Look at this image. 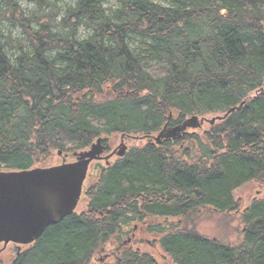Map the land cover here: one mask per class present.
<instances>
[{
    "label": "trees",
    "instance_id": "16d2710c",
    "mask_svg": "<svg viewBox=\"0 0 264 264\" xmlns=\"http://www.w3.org/2000/svg\"><path fill=\"white\" fill-rule=\"evenodd\" d=\"M1 1L25 42L10 57L0 35V171L31 170L103 137L148 139L245 102L202 134L133 148L102 168L81 215L48 226L12 264H93L132 225L170 264H264V0H71L60 18ZM29 1L54 9L60 0ZM252 184L263 196L243 210L238 243L191 225L200 210L234 217L235 191ZM115 253L111 264H155Z\"/></svg>",
    "mask_w": 264,
    "mask_h": 264
},
{
    "label": "water",
    "instance_id": "95a60500",
    "mask_svg": "<svg viewBox=\"0 0 264 264\" xmlns=\"http://www.w3.org/2000/svg\"><path fill=\"white\" fill-rule=\"evenodd\" d=\"M239 107L211 120L192 116L179 126L168 129L165 125L155 141L180 138L187 129L200 128L205 122L213 125ZM102 142L103 139H97L87 151L76 154L72 163L63 161L59 166L19 172L0 171V243L31 245L48 226L70 216L80 200L90 163L106 150ZM125 150L126 147L120 145L116 155L122 156ZM61 155L58 152V156Z\"/></svg>",
    "mask_w": 264,
    "mask_h": 264
},
{
    "label": "rangeland",
    "instance_id": "374dc122",
    "mask_svg": "<svg viewBox=\"0 0 264 264\" xmlns=\"http://www.w3.org/2000/svg\"><path fill=\"white\" fill-rule=\"evenodd\" d=\"M22 10V12L25 14L26 17H30L34 14L35 17L43 16L46 13H57L58 18H60L64 11L66 10V7H71L74 5V3L71 0H60L59 2L55 3L54 9L51 7H47L45 9L38 8L34 3L30 2L29 0H15ZM153 1L160 5H167L166 1L164 0H149ZM53 6V5H52ZM104 7L108 12L113 11L117 8V4L113 1L107 2ZM30 27L34 30H37V26L35 23L30 24ZM88 33L81 29L79 30V35L81 38H84ZM0 35L3 36L5 41L8 43L6 46V51L10 57H13L17 54L16 48L20 46L23 42H25V34L20 27V25L15 22L11 16V13L6 11V7L3 5V2L0 0ZM216 117V116H214ZM211 115L205 116V117H198V119L205 118L207 120H211L214 118ZM217 122V121H216ZM210 125L205 122L202 124L200 128L197 129H187L186 133H200L206 129H208ZM155 137V136H154ZM132 142L128 144L129 148H135L139 149L143 147L146 143L144 139L135 137L131 138ZM110 144L113 148H116L120 143V135H114L109 137ZM147 144V143H146ZM116 158H112L110 160V163H113ZM75 157L73 154H66L58 156L56 154H53L50 158L43 161L39 165H37L35 168H50L59 166L65 161L66 163L74 162ZM104 162H94L90 165L88 169L87 177L84 181V187L83 190L85 191L87 188L91 187L97 182V173L95 171L96 166L103 165ZM237 200H239L240 209L237 212V214L234 217L225 215H217L216 212L213 210H200L198 214L194 215L192 217L191 225L195 227V230L208 238H216L220 241L229 243V244H236L241 239V231L242 226L239 223V218L241 217V214L243 210L253 201L261 199L263 196V192L260 188H258L256 185H246L234 193ZM86 198L83 196L82 200L79 202L76 212H82L84 211L86 207ZM143 226V225H141ZM140 226H138V233L137 236L140 240V244L137 246L139 247L141 252L151 254L157 264H169V262H165L164 259L161 258V255L157 249V247L153 245H148L146 243L145 237H140L139 235V229ZM136 236V237H137ZM150 237V236H148ZM132 245V244H131ZM106 247V246H105ZM104 247V248H105ZM133 248H136L133 246ZM25 248H22L23 251ZM16 254V248L13 245H8L4 247L3 245H0V263L1 264H11V261L13 260L14 256ZM98 254L94 257L93 263L103 257Z\"/></svg>",
    "mask_w": 264,
    "mask_h": 264
},
{
    "label": "flooded vegetation",
    "instance_id": "af4514ba",
    "mask_svg": "<svg viewBox=\"0 0 264 264\" xmlns=\"http://www.w3.org/2000/svg\"><path fill=\"white\" fill-rule=\"evenodd\" d=\"M169 128H173V127H168V129ZM186 134H188V133H186ZM158 135H155V137L154 136L148 137V139H144V141H146L147 144L150 143V144H154V145L160 146V145L165 144V143H174V142H176L175 140L178 139V138H176V139H173V138H160L159 139V142L157 143L155 141V139L158 137ZM131 138H133V137H122V136H120V143H119V145L116 148H113L111 146L109 137H106V138L103 137L102 138L103 139L102 146L106 147V150L103 151V153L100 155L99 159L94 160V161H92L90 163V165H91L94 162H97V163L98 162H101V161L104 162L103 165L96 166V168H95V171L97 173V178H98L99 173H100V171H101L102 168L108 167L110 165L115 164L118 161H121V160L125 159V157L132 151L133 148L130 149L129 146H128V144L130 142H132V139ZM146 143H145V145H146ZM122 144L126 147V150H125V153L122 156H118V155H116V153L118 151V148ZM112 158H116V159H115V161L113 163H110V160ZM75 159H76V157H75ZM90 165H89V167H90ZM87 174H88V172H87ZM89 188H87L85 191L83 190L82 195H81V198H80V201L82 200L83 196L85 197V195L87 194V191H88ZM81 213L82 212H79V213L74 212L71 215L74 214V215L79 216V215H81ZM137 233H138V227H137V225H132L129 229H125V228L122 229L121 233L118 234L117 238H114V240L110 241V243L105 248H101L99 250V252L96 254V256L98 254L100 256L103 254L104 256L101 257L100 259H98L97 261H95V263H93V264H111L113 261H116V260L118 261V256L115 253L116 251L121 252V251L130 250V251H136L139 254L140 253L141 254H148V253L141 252L140 249H139V247L137 246L138 244H140V242H138V240H140V239L136 237ZM152 240H154V239L147 238L146 239V243L148 245H152ZM35 242L33 244L27 245V246H21V245H17V244H14V243H8V244L0 243V245H3L4 247H6L8 245H13L16 248V254H15L13 260L11 261V264H12L14 262V260L23 251H25L28 248L32 247L35 244ZM133 246L136 247V248H133ZM22 248H25V249L22 251L21 250ZM157 249H158V251H159V253L161 255V258L164 259V261L166 262L168 260L167 259V256L159 248H157ZM148 255L150 257H152V259L155 262V264H157V262L155 261L154 257L151 254H148Z\"/></svg>",
    "mask_w": 264,
    "mask_h": 264
}]
</instances>
